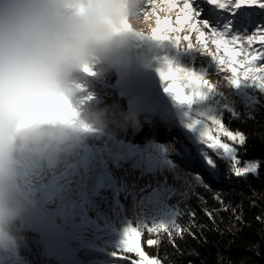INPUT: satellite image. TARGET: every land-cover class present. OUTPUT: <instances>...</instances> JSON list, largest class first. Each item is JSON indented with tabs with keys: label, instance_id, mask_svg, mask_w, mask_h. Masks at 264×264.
Listing matches in <instances>:
<instances>
[{
	"label": "rangeland",
	"instance_id": "374dc122",
	"mask_svg": "<svg viewBox=\"0 0 264 264\" xmlns=\"http://www.w3.org/2000/svg\"><path fill=\"white\" fill-rule=\"evenodd\" d=\"M219 11L231 16L227 10ZM244 11L253 14L254 24L247 25V34H251L255 25L264 24V10L253 6ZM166 14L160 12L161 18ZM140 17L144 35L134 34L129 39L117 53L115 66L93 68L83 79L82 107L105 108L106 127L92 131L87 138L82 132L74 141L21 154L15 191L24 210L16 221L15 242L0 245V264H138L139 255L128 252L123 243L126 230L139 233L144 251L141 238L150 245L159 229H174L180 213L190 211L194 200L201 198L203 173L210 167L208 157L215 160L216 173L218 165L231 171V162L221 158L222 150L212 149L209 144L213 141L206 143L200 136L205 132L221 142L238 145L222 135L203 107L219 102L214 114L232 116L222 105L235 101L239 116L251 114V108L246 110L240 98L232 94L236 90L227 80L230 69L219 70L207 49L200 48L194 58H189L171 40L152 38L155 20ZM171 19L175 27V13ZM167 34L181 37L182 49L189 40L196 44L195 32ZM186 35L189 40L182 39ZM239 44L252 54L264 51L259 44L250 48L246 41ZM208 49L216 51L210 41ZM169 63L203 73V79L215 86L213 102L197 99L188 105L166 91L169 82L160 73ZM262 64L264 61H257L255 66ZM102 77L109 82H98ZM120 83L130 87L133 95L124 97L119 92ZM248 91L256 96L252 107L263 104L264 93L251 84ZM189 123L195 124V130L187 127ZM160 125L166 129H156ZM134 148L138 151L131 155ZM144 149L148 151L141 152ZM164 163L178 171L166 174L161 169ZM14 247L17 258L12 254Z\"/></svg>",
	"mask_w": 264,
	"mask_h": 264
},
{
	"label": "clouds",
	"instance_id": "9594fccd",
	"mask_svg": "<svg viewBox=\"0 0 264 264\" xmlns=\"http://www.w3.org/2000/svg\"><path fill=\"white\" fill-rule=\"evenodd\" d=\"M140 0H0V245L17 239L15 191L28 149L106 127V109L82 107L83 79L115 66L143 32ZM135 118L133 117V120Z\"/></svg>",
	"mask_w": 264,
	"mask_h": 264
},
{
	"label": "snow or ice",
	"instance_id": "6c2138e0",
	"mask_svg": "<svg viewBox=\"0 0 264 264\" xmlns=\"http://www.w3.org/2000/svg\"><path fill=\"white\" fill-rule=\"evenodd\" d=\"M253 6L264 10V0H140L138 15H143L145 21H148L152 16L155 17L156 26L151 29L150 34L152 38L171 40L176 48L189 58H194L200 52V48L207 49L212 60L219 66V70L230 69L231 76L227 80L236 90L232 94L240 98V102L247 110L257 102L256 96L248 91L250 84L264 93V64L259 68L255 66L257 61H264V51H256L255 54H252L239 44L240 41H246L249 48L253 44H259L264 49V24L255 25L252 33L247 34V25L254 24V20L252 19L253 14L244 11V9ZM219 10H227L231 12V16H224ZM160 12L167 14L161 18ZM173 13H175V27H173L171 19ZM197 18L200 19L197 20ZM182 30L195 32V45L186 35L182 39L189 40V43L187 47L182 49L180 47L181 37H171L167 34L169 32L179 33ZM137 35H144V33H137ZM209 41L215 45V52L208 49ZM238 57L241 59L238 60ZM160 74L163 80L169 82L166 91H170L180 103L193 105L197 99L213 102V98L217 95L215 86L203 79V73H197L194 69L174 66L169 63L166 69L161 70ZM174 84L181 86L174 87ZM184 85L186 87H182ZM188 89H191V94H188ZM214 103L216 106L203 105L208 113V119L217 126L223 136L232 142L244 145L246 143L244 134L224 128L219 115L214 114L220 107L219 102ZM234 106L235 101H227L223 103L222 108L230 111L233 117H237L239 113L234 110ZM187 127L195 130L194 123H189ZM200 136L206 143L213 141L209 144L212 149L222 150L221 158L231 162V172L236 177L257 174L258 169L264 167V161L253 160L244 161L243 166H239L241 160L237 158V148L233 144L221 142L216 137L207 136L205 132H201ZM184 147L187 150V146ZM206 164L210 166L209 171L212 175H216L215 160L208 157ZM138 236L139 233H136L134 229L126 230V239L123 243L127 251L139 255L138 264H161L159 259L150 258L141 250ZM148 243L151 245L158 243V241L150 240Z\"/></svg>",
	"mask_w": 264,
	"mask_h": 264
},
{
	"label": "trees",
	"instance_id": "16d2710c",
	"mask_svg": "<svg viewBox=\"0 0 264 264\" xmlns=\"http://www.w3.org/2000/svg\"><path fill=\"white\" fill-rule=\"evenodd\" d=\"M250 111L237 117L222 112L221 120L246 138L236 146L241 161H264V99ZM217 172L203 173L201 198L180 213L174 229L158 230V243L141 238L150 257L161 264H264V167L244 177L223 165Z\"/></svg>",
	"mask_w": 264,
	"mask_h": 264
},
{
	"label": "bare ground",
	"instance_id": "6f19581e",
	"mask_svg": "<svg viewBox=\"0 0 264 264\" xmlns=\"http://www.w3.org/2000/svg\"><path fill=\"white\" fill-rule=\"evenodd\" d=\"M151 19H152V20H155V17L152 16ZM98 82L105 84V83H108L109 81H108L105 77H102V79L99 80ZM118 88H119V92H120L124 97H128V96H130V95H133V90H132L130 87H128V86H126V85H124V84H122V83L118 84ZM178 123H179V126L182 125V123H181L180 121H179ZM112 127H113V126H112ZM156 129H158L159 131H160V130L163 131V130L166 129V128H163V126L160 125L159 127H156ZM170 130H171V128H170ZM91 133H92V131L85 132L86 138H87L89 135H91ZM168 145L171 146L172 144L169 143ZM132 151H133V152L130 153V154H131V155H134L135 153H137L138 150H137L136 148H134ZM147 151H148L147 149L141 150V152H144V153H146ZM139 153H140V150H139ZM160 162L162 163L163 161H160ZM165 164H168V163H164V165H161V169H162L164 172H166V174H171V173L173 172V171H172L173 169H176V170L178 171V169L175 168L173 165H165ZM14 249H15V252L12 253V254H14L13 257H16V258H17V255H16V253H17V249H16V247H14ZM10 252H12V251H10Z\"/></svg>",
	"mask_w": 264,
	"mask_h": 264
}]
</instances>
